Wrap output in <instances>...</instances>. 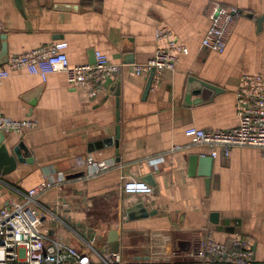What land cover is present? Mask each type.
I'll return each instance as SVG.
<instances>
[{
    "label": "crops",
    "instance_id": "obj_1",
    "mask_svg": "<svg viewBox=\"0 0 264 264\" xmlns=\"http://www.w3.org/2000/svg\"><path fill=\"white\" fill-rule=\"evenodd\" d=\"M212 3L240 12L222 53L201 47ZM0 26V69L12 56L54 43L65 44L71 66L93 64L96 52L120 65L94 96L71 88L63 73L43 80L16 70L0 79V115L36 124L2 132L9 154L22 161L0 175V209L61 180L36 197L45 243L59 241L92 264L110 252L123 264H213L193 256L206 239L227 250L238 240L252 264H264V152L232 148L224 157L218 149L212 158L185 136L189 128H236L241 78L257 75L264 85V0H0ZM163 27L187 54L155 83L154 72L136 75L132 67L166 44L155 38ZM191 155L212 159L208 184L198 163L189 173ZM129 179L152 193L125 194Z\"/></svg>",
    "mask_w": 264,
    "mask_h": 264
},
{
    "label": "built area",
    "instance_id": "obj_2",
    "mask_svg": "<svg viewBox=\"0 0 264 264\" xmlns=\"http://www.w3.org/2000/svg\"><path fill=\"white\" fill-rule=\"evenodd\" d=\"M239 16L240 12L236 8L212 3L208 13L209 28L201 41V47L222 53L230 27ZM170 37V31L165 27L157 30L156 40L165 41L166 44L157 49L145 64L133 65L132 69L136 75L154 72L157 83L163 71L173 70L177 55H185L187 50L171 41ZM65 47L64 43H54L12 56L1 67L0 79L8 78L11 72L16 70H24L43 80L48 74L63 73L71 88L83 89L88 96H94L100 86L120 70V65L109 62L108 58L99 52L94 54L93 64L71 66L62 52ZM235 106L239 120L236 128L225 131L189 128L185 131V136L192 144L209 148L212 158L217 157L218 149L222 150L224 157L228 156L232 148H256L264 152V85L260 76L245 75L241 78L235 92ZM35 126L32 121H13L0 115V132L19 134L24 129ZM181 149L178 146L173 148L174 151ZM88 167L93 169V173L99 172L96 163L88 162ZM60 182L61 180L44 182L28 191L21 204L10 203L0 209V264H92L88 256L59 241L45 243L47 238L34 207L36 197ZM123 192L148 195L152 193V188L142 180L129 179L123 184ZM240 246L243 249H236ZM193 256L202 262L213 261V264H252L250 249L238 240H233L231 250L212 239L203 240ZM100 259L101 264H123L117 252H110Z\"/></svg>",
    "mask_w": 264,
    "mask_h": 264
},
{
    "label": "water",
    "instance_id": "obj_3",
    "mask_svg": "<svg viewBox=\"0 0 264 264\" xmlns=\"http://www.w3.org/2000/svg\"><path fill=\"white\" fill-rule=\"evenodd\" d=\"M2 39H5V36H2ZM6 56V45L3 44L0 51V57L5 58ZM94 63V62H93ZM153 73L150 74L149 81H148V88L150 87L151 80H152ZM190 82V81H189ZM203 88L208 89L209 86L205 84H200ZM212 89V88H209ZM118 128H116L115 138H118ZM5 137L2 132H0V175L6 176L7 174L13 172L16 168L17 162H21V158L16 155H11L8 152L7 146L4 143ZM14 154H16V150H14ZM189 161V173L192 175L194 171L195 163H198L199 170L197 171L199 175L205 178L206 184L209 182L210 172H211V158L207 157H199L197 155H191L188 159ZM145 181L150 182V180L146 179ZM142 216L146 217L147 213L142 211ZM108 242L112 244V250L117 251V233L115 231H111L108 234Z\"/></svg>",
    "mask_w": 264,
    "mask_h": 264
}]
</instances>
